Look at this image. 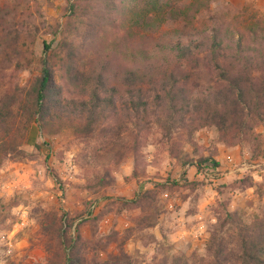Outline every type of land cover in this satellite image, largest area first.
Segmentation results:
<instances>
[{"label":"rangeland","instance_id":"rangeland-1","mask_svg":"<svg viewBox=\"0 0 264 264\" xmlns=\"http://www.w3.org/2000/svg\"><path fill=\"white\" fill-rule=\"evenodd\" d=\"M65 6L66 0H0L10 13L6 32H0L3 87L25 85L37 75L41 41L63 24ZM208 13L234 25L239 14H264V0H215L198 20ZM84 20L74 23L80 33ZM10 23L19 32L16 41ZM92 48L86 40L78 53L86 67L94 62ZM46 129L50 134L41 136L32 124L22 155L0 166V264H63L68 247L84 264H181L204 257L214 228L227 234V249L232 247L229 235L236 228L226 214L248 222L264 213V123L255 129L258 145L242 148L218 142L213 129L203 128L194 143L183 138L170 150L152 131L136 165L130 136L114 127L93 136L66 124ZM208 153L220 163V177L187 167L192 183L177 180L183 155ZM183 227L200 235L181 236Z\"/></svg>","mask_w":264,"mask_h":264},{"label":"trees","instance_id":"trees-1","mask_svg":"<svg viewBox=\"0 0 264 264\" xmlns=\"http://www.w3.org/2000/svg\"><path fill=\"white\" fill-rule=\"evenodd\" d=\"M213 1L66 0L63 24L41 41L37 75L25 85L0 84V166L22 155L32 124L41 136L50 134L46 127L53 123L89 136L114 127L130 136L135 165L152 131L170 150L183 138L194 143L203 128L230 146L258 145L255 129L264 123V14H239L234 25L211 13L199 21ZM9 15L0 8V32H6ZM83 19L80 33L74 23ZM10 25L16 41L19 32ZM86 40L93 46L89 67L78 55ZM180 166L177 180L184 184L192 183L187 167L222 175L211 153L183 155ZM226 215L236 228L229 235L232 247L227 249V234L214 228L204 257L181 264H264V213L248 222ZM68 250L63 264H84Z\"/></svg>","mask_w":264,"mask_h":264},{"label":"crops","instance_id":"crops-1","mask_svg":"<svg viewBox=\"0 0 264 264\" xmlns=\"http://www.w3.org/2000/svg\"><path fill=\"white\" fill-rule=\"evenodd\" d=\"M189 228H184L183 227V228L179 229V231L177 233L179 235H181V236H185V235H187L186 232H190L191 233L194 229H196L195 227H191L190 229Z\"/></svg>","mask_w":264,"mask_h":264},{"label":"built area","instance_id":"built-area-1","mask_svg":"<svg viewBox=\"0 0 264 264\" xmlns=\"http://www.w3.org/2000/svg\"><path fill=\"white\" fill-rule=\"evenodd\" d=\"M192 235H200V231L199 229H194L192 232H191Z\"/></svg>","mask_w":264,"mask_h":264}]
</instances>
